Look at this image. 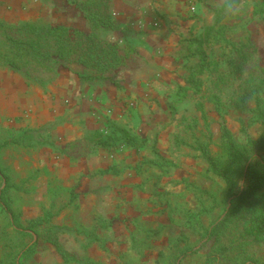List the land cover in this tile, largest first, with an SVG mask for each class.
I'll list each match as a JSON object with an SVG mask.
<instances>
[{
    "label": "rangeland",
    "instance_id": "rangeland-1",
    "mask_svg": "<svg viewBox=\"0 0 264 264\" xmlns=\"http://www.w3.org/2000/svg\"><path fill=\"white\" fill-rule=\"evenodd\" d=\"M38 1V13L33 5L29 6L30 1L25 2L20 13L27 14L22 21L62 22L90 30L79 7L83 0ZM207 1L195 0V10L189 9L188 14L200 18L212 15V23L204 25L198 34L191 33L193 37L185 39V48L179 50L180 41L173 38L177 32L173 23H168L171 0L167 8L144 10L131 29L121 26L116 8L124 0H107L96 13L99 18L105 16L100 20L104 26L96 27L95 32L100 39L128 48L124 61L104 78L79 79L61 68L57 74L42 73V85L27 83L21 74L0 66L18 79L15 86H7L10 92L20 88L23 94L35 95L31 96L30 108L11 118H5L4 111L13 105L0 97V190L8 186L0 204V259L4 245L13 246L16 253L30 241V236L22 237L7 226L8 216L25 225L27 220L49 211L54 213L50 218L53 234L68 254L65 258L59 254L62 260L54 264H103L80 259L75 253L69 255L64 247L67 232L54 224L74 197L72 187L84 175L87 152L100 148L115 162L111 168L116 166L122 174L154 169L151 172L161 176L163 183L152 188L155 199L151 200L154 206L169 203L165 212L177 225L159 247L158 258L151 255L142 261L140 256V262L122 260L118 264H264V243H253L252 237L242 231L240 221L219 226L229 202L224 197L226 186L221 178L206 171L208 162L201 151L202 146L211 152L218 149L222 122L239 141L246 136L256 139L262 133L261 124L250 122L252 112L243 105L246 102L249 108L255 106V100L246 94L247 72L232 76L227 63L216 67L213 60L227 54L230 44L248 40L255 46L247 64L252 72L251 85L264 80V0H228L211 7ZM33 10L34 14L28 15ZM8 11L15 12L13 0H0V20L5 21L2 15ZM59 12L71 21H58L60 15L54 19ZM140 28L152 30L151 39L144 36V43L134 39L133 31ZM62 81L64 85L60 86ZM85 83L95 85L90 87L94 90L109 89L107 84L114 86L119 99L96 98L92 93L85 105ZM37 111L56 114L55 121L43 122L46 115H40L36 124L27 123L25 116L37 115ZM61 122L80 127L81 132L88 131L90 135L78 137L77 132L72 144L64 141L61 133L49 138ZM158 141L162 142L160 147ZM131 158H137V164L122 163ZM172 175L175 177L169 181ZM34 194H40V198L35 199ZM158 232L139 225L131 236L134 251L140 254L145 249L138 237L157 239L163 236H157ZM83 233L89 238L95 235L91 231ZM32 238L36 246L39 241L46 243L43 235L33 234Z\"/></svg>",
    "mask_w": 264,
    "mask_h": 264
},
{
    "label": "trees",
    "instance_id": "trees-1",
    "mask_svg": "<svg viewBox=\"0 0 264 264\" xmlns=\"http://www.w3.org/2000/svg\"><path fill=\"white\" fill-rule=\"evenodd\" d=\"M107 0H83L78 6L89 23V31L82 30L68 23L49 21H21L10 23L0 20V66L21 74L25 82L42 84V73L57 74L61 68H67L80 79L104 78L116 69L127 56L128 46L121 48L115 41L98 37L95 28L104 23L96 15ZM110 26V25H106ZM218 40L217 42H219ZM220 44V43H219ZM221 47V44L219 45ZM227 54H219L213 60L217 64L229 65L230 74L236 76L247 72L246 94L255 100L250 122H259L262 133L256 139L246 136L244 141L235 139L224 122L220 124V141L214 152L202 146L204 158L208 162L207 172L221 178L226 186L225 215L219 226L224 227L230 221H240L242 231L252 237V242L264 243V80L251 85V69L248 60L253 56L255 46L248 40L230 44ZM202 52V51H201ZM203 53V52H202ZM202 57H205L202 54ZM204 59V58H203ZM13 141L19 142V138ZM6 179V178H5ZM7 184L0 190L2 194ZM54 213L46 211L42 217L29 219L25 225L19 224L11 215L7 226L22 237L30 236L15 253L13 246L4 245L0 264H26L36 250V240L32 235H43L62 257H67L53 234L54 226L50 218Z\"/></svg>",
    "mask_w": 264,
    "mask_h": 264
},
{
    "label": "crops",
    "instance_id": "crops-1",
    "mask_svg": "<svg viewBox=\"0 0 264 264\" xmlns=\"http://www.w3.org/2000/svg\"><path fill=\"white\" fill-rule=\"evenodd\" d=\"M29 1V6L33 5L34 10L38 13L40 7L38 0H34V2H32V0H13V10L15 9V12L8 11L5 16L2 15V18L10 23L25 20L26 17H23V15L27 13L25 12L21 15L20 11L22 7H24L23 5L25 2L27 3ZM168 1L169 0H124V3L116 7L119 9L117 12L120 17L121 26H126L131 29L132 23H135V20L140 18L138 16L144 10L153 7L157 10L159 7L167 8L169 4ZM227 1L228 0H208L207 3H209L211 7L214 5L219 6ZM171 2L172 15L168 23H173L174 25V32H177V34L174 35L173 38L180 41L177 49L181 50L185 48V43L183 42L185 39L193 37L192 34H198L204 25H210L212 23V15L207 18L190 17L188 12L189 9L192 10L191 8H194L193 11L195 10V0H171ZM34 10L29 11L30 13L28 15L32 16ZM168 13L170 15L171 11L168 10ZM59 15L60 12L55 15L56 17H54V19ZM61 17L62 18H59L58 21H71L66 14H62ZM151 32L152 30L148 28H140V30L133 31L135 36L133 38L139 43H144V36L151 39ZM163 44L166 45L167 43ZM16 81H18L16 76L0 68V97L6 99L7 103L13 105L4 111L5 118H11L17 115L16 113L18 111L27 110V108H30L29 106L33 104L30 99L31 96L35 97L34 94H23L20 88L12 89L13 91L10 92L9 87L7 88L8 85L15 86ZM59 85L63 86L64 82H59ZM85 85L86 91L82 93L85 105H88L87 98L90 97L92 93L96 98H108L109 100L119 99V96H116L117 91H115L114 86H108L107 84L106 86L109 89L102 88L100 90H94L90 87H95V85L89 83H85ZM110 85H112V83ZM5 87L7 89H5ZM46 103L48 104L49 101H46ZM47 106L48 105H46V107ZM40 115H46L43 117L45 119L43 122L52 121L53 123L55 121L56 114L52 115L49 112L43 113L41 111H37V115H26L25 119H28L27 123L34 125L37 123L35 121L41 118ZM53 130L49 138H54V136H58L61 133L65 137L64 141L71 144L72 141L76 139L77 132L78 137L81 135H90L88 131L81 132L80 127L73 128L68 122H61V124L57 126V129ZM157 145L160 147L162 142L158 141ZM87 153L83 166L84 175L81 176L80 179H76L78 180L77 184L72 187L74 197L69 199L54 222L56 227L58 226L61 230L67 232L65 236L67 242L63 239V241L66 242L64 246L66 251L69 252V255L75 253L80 259L88 258L92 262L95 261L96 263L100 262L103 264H118L122 262V260L140 262V256L142 257V261L147 260L151 255L154 256L153 258H158L157 254L159 247L163 246L164 239L167 240V238L175 232L177 227L172 219L167 216V212H165V207L168 206L169 203L165 201L166 205L164 207L160 205V203L159 206H154L152 202V200L155 199L152 188H154L156 184L161 185L163 183L162 177L154 172L152 173L151 171H154V169H148L139 174H122L118 171L116 166L111 168L112 165L116 164L108 158L109 155L106 150L96 148ZM131 159L132 160L126 159L122 163H130V165L137 164V158ZM108 168L111 169L105 173H96L98 170H106ZM175 175L169 176V181L172 180ZM69 176H74V174H69ZM64 181L66 182V180ZM189 181L192 180L190 179ZM171 183L169 182V187ZM171 188H173V186H171ZM161 191L163 190L161 189ZM34 198L39 199L40 194H34ZM26 213L31 214L28 211ZM27 216L29 217L32 215ZM139 225L152 231L158 230L157 236L160 234L163 235L157 239L154 236L151 238L146 236L138 237L139 240H142V244L145 247L140 254L134 251L135 249H133L131 243V236L138 230ZM85 231L94 232L95 238L85 236L83 233ZM152 248L153 251L151 250ZM155 248L157 250H154ZM61 260V256H59L51 244L39 241L33 256L27 260L26 264H54L55 262H61Z\"/></svg>",
    "mask_w": 264,
    "mask_h": 264
}]
</instances>
